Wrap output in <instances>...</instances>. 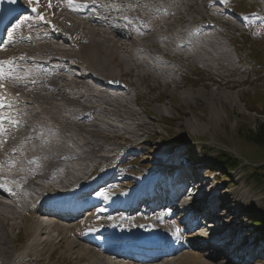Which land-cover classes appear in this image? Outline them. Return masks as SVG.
<instances>
[{
    "label": "rangeland",
    "instance_id": "374dc122",
    "mask_svg": "<svg viewBox=\"0 0 264 264\" xmlns=\"http://www.w3.org/2000/svg\"><path fill=\"white\" fill-rule=\"evenodd\" d=\"M210 1H199L187 11L188 15L184 17L181 15L182 19L199 20L216 15L201 8L202 4ZM228 2L226 9L233 13L242 12L248 25L244 30L237 31L233 27L235 25L233 22L224 18L216 19L219 24H222L221 30L224 37L216 33L212 36L220 39L223 44L221 48L227 46L228 43L230 47L224 48L229 50L227 53H218L219 59L210 62V67L205 68L201 63L193 60L185 62L180 60L179 63L183 67L178 70L180 75H171L170 81L166 82L168 78L157 79L154 75L145 73L144 65H138L141 66L139 68H136L137 66L126 68L120 62L123 60V51L120 50L119 58L115 63L116 70L131 85L132 91L125 101L121 102L136 98L138 105L134 106L133 100L128 101L127 107L132 111L128 119L132 118V120H127L125 123H117L114 116L105 117L103 119L105 123L100 122L101 128L98 127L100 129L97 132L98 135L94 134V138H91L102 142L101 148L94 152L96 156L105 154L106 152L102 151L109 149H112V154H115L117 148L108 146L110 142L114 145L122 144L125 147L130 145L127 151L132 153L134 158L124 161L122 159L124 154H121L120 157L112 159L97 171V175L100 176L109 172L111 168H116L118 172L115 173L123 179L117 185H111L113 190H117L115 187L118 185L132 182L122 187L121 191L134 189L131 193H138L145 182L144 187L149 186V183L155 179L157 176L155 172L166 176L169 173V168H167L169 163L184 155L191 165L198 163L196 167L200 165L198 169L201 171L203 169L219 171L220 173H217L219 176L216 178H208L212 181L210 185L217 187L216 197L223 195L221 200L224 202V198L229 196L228 200L233 205L237 199L244 202V209L241 207L243 210L237 211L242 218L238 216L234 220L237 224L235 225L237 233H234V237L241 234L239 242L241 244L250 243L251 246L247 244L244 246H247L252 253L256 249L259 256H255H258L259 264L260 262L264 264V184L251 177L252 173L264 171V149H257L244 139L248 130H254L258 123L264 122V23H257L256 17L259 12L264 13V0H228ZM252 12L255 13L252 14ZM237 18L243 19L241 15ZM234 19L239 22L238 19ZM158 26L161 28L163 24ZM159 44L157 40L154 48H160ZM131 49L130 47L124 52ZM79 68L86 70L84 66ZM110 103L113 104L111 100ZM113 105L117 107L115 108L117 110L122 107H118L116 103ZM106 107L110 108L109 105ZM110 117L116 119L113 124L123 127L124 132L127 128L125 124L129 127L138 125L136 137L126 133L122 136L126 139L123 142L117 137L121 135L119 129H108L110 122L106 123V120L112 121L109 120ZM86 128L92 127L87 125ZM67 132H64V136ZM93 142L96 143V141ZM90 143L92 142L89 141L88 146H92ZM94 146H100V144L96 143ZM156 154L164 155V157L166 155V161L163 158L158 159L166 163L165 167L164 163L161 165L158 162L157 166L151 164ZM232 157L238 164L235 169L226 165V160ZM205 166L209 167L205 168ZM204 186L206 187L203 191L206 192L207 184ZM223 187L227 189L219 190ZM217 203L216 208L220 207L218 199ZM225 208L227 209L224 210ZM220 209L226 217L229 214H226V211L231 212L232 208L224 202ZM232 211H234L233 214H237L236 209ZM17 221L14 225L12 221H8L9 229L3 228V231L8 234L6 239L9 241L4 242L3 239V243L0 239V264L86 263L85 260L75 259L76 249L73 250L71 256H67L61 243L38 244L40 247L27 261L24 258H16L13 250L22 252L26 247H30L28 245L33 239V236L28 234L27 223ZM255 221L262 223L259 227H255L253 226ZM260 232L263 237L256 241L255 237Z\"/></svg>",
    "mask_w": 264,
    "mask_h": 264
},
{
    "label": "bare ground",
    "instance_id": "6f19581e",
    "mask_svg": "<svg viewBox=\"0 0 264 264\" xmlns=\"http://www.w3.org/2000/svg\"><path fill=\"white\" fill-rule=\"evenodd\" d=\"M48 1L53 2V0H47V2ZM158 1L168 5V7H165L164 9L158 8L156 5H154V3L157 2V0H155V2L152 0H148L150 4L146 3L144 8L136 7L135 4H138L137 2L144 3L146 2V0H102V5L105 7L101 8L100 12H104V15L107 16L108 20L116 21L115 24H111V25H108L106 21L97 22L90 19H89L90 22L88 23L77 22L76 20H78V18H68V16L66 15L59 14L57 19L59 21L60 26H62L61 25L62 22L65 21L73 22V25L65 30L66 32H68L67 35L68 42H64L65 45H63L65 48L56 47L54 44H50L48 42H43L39 40L37 47L34 48L25 47L22 52L26 56L41 55L43 56L41 57L43 59H51V64L46 65L44 72L42 73V76L39 70L33 71L32 69H27L26 71L23 72V75L33 76L31 80H36L37 84L35 86L36 90L34 92L31 91V93L33 92V95L29 91H24V89L22 88L21 90L23 92L16 91L17 93H20L21 96H23V98H25L24 100L27 103V108H32L31 111L35 112L33 115H27V113H24L23 119H20V124H22V128H23L22 132H27L26 124L29 121L42 120L43 121L42 124L46 122H51L54 125V131L58 132L61 137H64L65 142L77 146V149L84 154L83 160L80 163L81 165L77 170L80 169L83 170L85 169V167L88 166V163L93 162L97 158V156L94 155V152H96L101 148V143H102L101 141L93 139L94 138L93 135L94 134L98 135L97 132L100 131V129L98 128V127L101 128L100 122L105 123V121L103 120L105 117L114 116L117 119L116 121L117 123L119 124L125 123L127 120H132V118L128 119V116H131L132 111L127 107L128 101L121 102L123 100H119L117 98L111 100V102L113 104L116 103L118 107L122 106L124 108L120 107V110L115 109L117 107H115L111 103L109 104L110 100L109 101L102 100L107 98V96L103 95L102 94L103 92L101 91L103 90L104 87L100 88L101 89L100 91H96L95 93H93L92 91L93 89L88 86V84L84 81V79H90L92 80V83L94 85L101 86L103 85L100 84L101 79H103V81H106L108 79L111 80L119 77L120 72L116 70V66H115L116 59L119 58L118 53L120 52V50H122L123 53L125 54L124 51L130 48L126 46L128 42H124L123 40L124 38L132 36L138 32V24L140 25V27H142L143 30H145L144 33L138 32L139 35L141 36L140 37L141 44H139V41L133 42L131 46L132 49L130 51H126V54L128 53V56L122 58L123 60H120L121 64L124 65L126 68L128 66L132 68V66H138L145 63L144 61L141 60V58L130 55V53L133 50L145 52V53L148 52L153 53L156 56L161 54L165 55L166 53L165 51L168 48H170L169 40L167 39V41L163 43V46L160 48H154V44L156 43L157 40L160 39L164 40L165 37L168 36L170 26H173L174 22L177 21V17L175 16V14H179L180 12V14L183 15L188 10H191L192 7L197 5L199 1L203 2V0H177V2L175 0H158ZM54 2L56 4V8L58 10H61V6H60L61 1L54 0ZM178 3H180V5ZM183 4L189 6L186 7ZM212 5L219 6L220 4L218 2H213L211 6ZM39 7L42 10L41 6ZM201 8L206 9V4H202ZM111 10H114L113 13L111 12ZM45 11H47V4L45 7ZM163 11H166V13H164ZM160 17H165V19L160 21L159 20ZM167 20H172V22H168ZM160 24H163L161 28H159L158 26ZM183 32H185L184 33L185 36L188 37L187 39L191 38L190 37L192 36L191 34H189L186 31ZM34 38L36 39L37 37ZM177 42L180 41L177 40ZM188 44L189 45L192 44L191 48H184V46ZM188 44L181 43L180 51L184 53H191L192 55H197V54L206 55L213 58L215 61L219 59L217 57V54L221 52L220 48L217 47V45L210 40L205 43L208 44V51H206L203 47H201L202 45L200 46L196 45L194 42L191 43L189 41ZM65 63H69L70 68L72 67H74V69L78 68V71H81V68H79L80 66H84L86 70L83 69V71L86 72L84 73L86 76L84 78L83 77L73 78L71 82H68L64 78L66 76L63 75L65 65H63L62 68L59 67L60 64H65ZM57 65L59 66L57 67V69H55ZM68 76H70V72L68 73ZM23 83H25V79H22L20 81V84ZM44 83H47V87H44L43 85ZM25 87L26 86H24L23 88ZM13 90L14 88L12 87L8 88V92H11ZM108 105L110 106V108L106 107ZM63 112L65 113L64 115L62 114ZM159 112L161 113V110ZM92 114L95 115L94 117L95 119H93L90 125V127L92 128L88 129L86 128L88 124H86L85 121L86 118ZM122 114H123V118H122ZM114 117L109 118V120L112 121L106 120V123L110 122L108 124V129L110 130L119 129L118 131L123 132V134L128 133L129 135H134L136 133V129L138 125H136L135 127L134 126L129 127L127 124H125L124 126H126L128 130L126 128V132H124L123 127L113 124L116 120ZM65 131H68L66 133V136H64ZM26 134L27 137H29V139L33 138L34 134L31 131H29ZM90 139L96 141V143H99L100 146H94L96 143L91 141ZM19 140L20 141L18 142H13V147L11 148V150L19 145H22L21 138H19ZM89 141L92 142L90 143V145L92 146H88ZM59 152H62L60 148H58L56 152H54L57 155V157L60 156L58 154ZM64 155H66V153H64ZM68 155L72 156L73 154L69 153ZM34 157H36V161L38 163L42 162V156H34ZM52 157L54 156L52 155ZM153 158L155 160L163 158L166 161V155L164 157V155L156 154V156H153ZM199 160L196 161L198 162ZM155 162H159L161 165L164 163L159 160ZM165 164L166 163H164V167ZM196 164L193 166L192 165L189 166H191V168L194 169V171H198L200 165L199 167H196ZM171 166L172 165H170L167 168H169L170 170L172 168ZM207 167L209 166H205V168ZM6 168L7 165L4 164L2 160H0V175L3 174L2 171L3 169ZM27 168H30V166H27ZM54 169L55 167L53 166L52 163H50L45 169H43L42 175H40L39 178L43 181L44 180L50 181L52 185L53 179L55 178ZM204 170L205 173L211 171L206 169ZM110 174L109 173L104 174L99 180L90 178L82 183L83 186L81 188H79L78 190L76 189L72 190L67 194H62L57 190L50 191L48 185H43L42 183L38 182L34 185L35 187L29 191H31V193H34L37 196L43 195L44 193H46L47 196L43 197L36 204L34 208H27L26 210H23V213H20L19 209L16 210L14 208L17 201L13 202L12 206H7L4 205V203L0 202L1 241L3 239L4 242L9 241L8 239H6V236L8 234H6L3 231V228L5 227H7V230L9 229L7 222L12 221L11 223L14 225L18 222L17 220H20L21 223H27L26 225L28 229V234H31L33 236L31 243H29L30 245H28L30 246L29 248L26 247V249H24L22 252L13 250L16 258L17 257H19L20 259L24 258L25 261H27L29 257H32L34 253L38 250V247H40L38 244L49 243L53 245V244L61 243L62 247H64V250H66L67 252V256H71L73 250L76 249L75 259L85 260L86 263L84 264H155V263H151V261L143 262L141 261V258L136 259L132 262L123 261V260L115 259L113 257H109L101 251L102 248L99 247V245H101V241H100L101 238L100 236L95 237L92 231L94 227H96L100 223H105L108 225V223L114 224L116 221V216H112V217L106 216V209L103 207H98L96 209L97 212H91V209H89L91 207L90 205L76 204L70 207L71 209L68 211V213L59 212L58 213L59 219L49 218L50 216L49 210H54L53 207L54 204L62 202V200L69 199L70 197H72V195L76 194L77 191H81L82 189L88 188L86 192L88 190H92L90 192L93 193L92 195V199L94 200L93 202H100V204L108 202L109 199H112L114 195H116L117 193H119V195H122L124 198H126V195L128 193L122 192L119 189L113 190V188H111V185H114V182L110 180L122 181L123 178L120 177L109 180L108 178ZM159 174L160 173H157V175ZM205 178L206 177H202V179ZM76 179L77 177L76 175H74V173H68L65 176V179H62V182H64L65 184H72L79 181ZM2 181H0V185L3 183ZM7 181H8L7 178H5L4 182ZM8 182L10 183V181ZM211 182H212L211 180L208 183L202 181V184L200 185V189H202L203 191L206 187L204 185L207 184L205 193L209 195L208 198L211 196L214 202L216 199H218L220 201L219 203L220 207H222L225 202L226 204H228V207L230 206V208L236 209L235 213L237 214H233L232 212L234 211H232V209L230 210L231 212L227 210L226 214L228 213L229 214L226 217L223 214L224 212L218 213V217L220 218L219 223L229 221L231 223L230 227H232L233 229L235 225H237L236 223H234V220L237 219V216L239 215L238 214L239 212L237 211H241L244 209V202L237 199V201L233 205L232 202L228 200L229 196L225 197L224 202H222L221 197L223 195L216 197L215 192L217 190V187L210 185ZM144 184L142 185L140 194L145 193ZM18 185H20V187L16 189V194L14 196H18V195L21 196L20 192L24 189L21 184ZM98 185L100 186L99 189L101 191L94 193L95 192L94 189ZM125 185H128V183L121 184L120 186H125ZM110 189L112 190L110 191ZM31 193H29L28 198L30 197ZM148 193L152 194L153 191L152 190L148 191ZM1 198L2 200L5 199V197L3 196H1ZM8 198L13 200L11 195L8 196ZM18 201H19V203H17L18 207L23 208V206H26L25 202L22 203L21 200ZM156 201L158 202V200ZM214 202L211 203L210 208L213 209L215 208V205H213ZM110 203L115 205L113 208L118 207V205L115 202H110ZM241 207L243 209H241ZM40 208L43 209L41 211L42 213L40 215H37L38 209ZM226 209L227 208H225L224 210ZM210 211L213 212V210ZM74 212H76L77 214L76 215L71 214ZM228 217H231V220H228ZM221 225L223 227V224ZM16 226L18 227L19 224ZM188 237L192 241L196 239L192 235H189ZM90 238H95L98 240L96 241L95 244L91 245L87 243V240ZM200 248H202V246H200ZM241 248L246 249L249 253H252L250 252V250L247 249V246L243 245L241 246ZM216 250L217 248L213 249V251L215 252ZM254 253L249 256L248 263L250 261L256 260L259 264V259H257L258 256H254ZM157 264H223V263L217 261L216 255L206 257L203 254L200 255L191 250H188L185 251L184 254L178 256L177 258L169 262L157 263ZM224 264H235V263L232 260H228Z\"/></svg>",
    "mask_w": 264,
    "mask_h": 264
},
{
    "label": "trees",
    "instance_id": "16d2710c",
    "mask_svg": "<svg viewBox=\"0 0 264 264\" xmlns=\"http://www.w3.org/2000/svg\"><path fill=\"white\" fill-rule=\"evenodd\" d=\"M244 139L247 143L257 147V149H264V122L258 123L254 130H248ZM226 165L230 166L231 169L238 167L233 157L226 160ZM251 177L264 184V171L252 173Z\"/></svg>",
    "mask_w": 264,
    "mask_h": 264
},
{
    "label": "snow or ice",
    "instance_id": "6c2138e0",
    "mask_svg": "<svg viewBox=\"0 0 264 264\" xmlns=\"http://www.w3.org/2000/svg\"><path fill=\"white\" fill-rule=\"evenodd\" d=\"M33 11H35V8L33 9ZM39 18H40V19H43V16H40ZM18 27H19V25H18Z\"/></svg>",
    "mask_w": 264,
    "mask_h": 264
}]
</instances>
